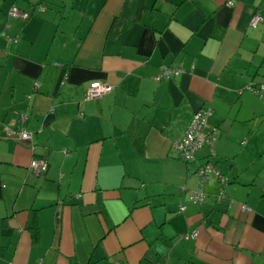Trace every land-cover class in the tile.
I'll use <instances>...</instances> for the list:
<instances>
[{
  "label": "crops",
  "instance_id": "0c3cea01",
  "mask_svg": "<svg viewBox=\"0 0 264 264\" xmlns=\"http://www.w3.org/2000/svg\"><path fill=\"white\" fill-rule=\"evenodd\" d=\"M256 12L264 0H0V264H264ZM93 80L112 89L86 100ZM203 108L217 133L188 171L174 143ZM17 127L32 140L5 135ZM210 156L227 197L213 179L190 202Z\"/></svg>",
  "mask_w": 264,
  "mask_h": 264
},
{
  "label": "built area",
  "instance_id": "2783aa9c",
  "mask_svg": "<svg viewBox=\"0 0 264 264\" xmlns=\"http://www.w3.org/2000/svg\"><path fill=\"white\" fill-rule=\"evenodd\" d=\"M227 5H233L232 1H227ZM8 16L12 18H18L21 20H27L30 18L31 13L25 10H21L16 6H11L8 10ZM264 20V17L259 12L254 13L251 17L250 24L252 26H256ZM179 69L177 68H168L161 67L160 71L155 75V80H160L162 77H167L170 74H178ZM249 90L253 93L261 96V90L264 89V84L252 85L248 86ZM112 89V86L102 82L100 80H93L89 83L85 90L84 99L93 100L99 99L103 97L105 94L109 93ZM52 111V109H51ZM211 113V109H200L196 111L189 123L187 124L184 134L174 143L175 148L178 152V157L185 164L188 171L191 169L192 163L195 162V152L202 147V145L207 144L211 145L215 140V136L217 133V129L212 127L209 128L207 119ZM22 121L25 120L23 116H21ZM7 137L15 136L19 141L30 142L33 138V132L25 130L21 127H17L13 130H6ZM213 155V154H212ZM211 155V156H212ZM208 157L204 162L196 165V168L193 170V174L196 176L198 180V188L196 190H188L187 191V200L193 203H203L206 198V193L203 191V186L209 181L215 179L219 184V191L216 195L217 200L226 199V192L224 190V186L228 183L229 177L221 172L219 167L217 166L213 157ZM48 167V163L45 158H32L29 162V169L39 175L43 174ZM232 202V199H229ZM241 208L248 209L245 204L241 205ZM186 209L184 204L179 206V211L182 212ZM197 230H194L191 233L183 235L184 238L196 237ZM114 264H119L115 262Z\"/></svg>",
  "mask_w": 264,
  "mask_h": 264
},
{
  "label": "trees",
  "instance_id": "16d2710c",
  "mask_svg": "<svg viewBox=\"0 0 264 264\" xmlns=\"http://www.w3.org/2000/svg\"><path fill=\"white\" fill-rule=\"evenodd\" d=\"M31 233H32V239H33V241L36 242V240L38 238V228L37 227L32 228Z\"/></svg>",
  "mask_w": 264,
  "mask_h": 264
}]
</instances>
